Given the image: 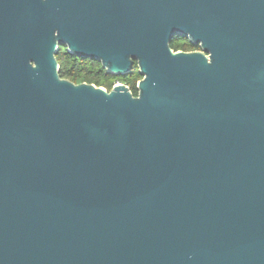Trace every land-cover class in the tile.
Returning a JSON list of instances; mask_svg holds the SVG:
<instances>
[{
	"label": "water",
	"instance_id": "1",
	"mask_svg": "<svg viewBox=\"0 0 264 264\" xmlns=\"http://www.w3.org/2000/svg\"><path fill=\"white\" fill-rule=\"evenodd\" d=\"M0 264H264V0H0Z\"/></svg>",
	"mask_w": 264,
	"mask_h": 264
},
{
	"label": "trees",
	"instance_id": "2",
	"mask_svg": "<svg viewBox=\"0 0 264 264\" xmlns=\"http://www.w3.org/2000/svg\"><path fill=\"white\" fill-rule=\"evenodd\" d=\"M170 48L174 51L196 50L198 47L191 45L186 38L175 35L170 43ZM56 59L59 64V75L62 79L69 80L75 84L88 83L97 87H103L110 90L116 82L122 83L130 89L136 96V83L141 79L136 66L132 71L124 76H113L107 74L101 65L92 59H83L70 55L65 47L60 46Z\"/></svg>",
	"mask_w": 264,
	"mask_h": 264
},
{
	"label": "flooded vegetation",
	"instance_id": "3",
	"mask_svg": "<svg viewBox=\"0 0 264 264\" xmlns=\"http://www.w3.org/2000/svg\"><path fill=\"white\" fill-rule=\"evenodd\" d=\"M196 50H198V49H196ZM196 50H190V51H184V52H192V51H196ZM180 51V50H179ZM100 64V63H99ZM116 83H118V82H116ZM115 83V84H116ZM114 85V84H113Z\"/></svg>",
	"mask_w": 264,
	"mask_h": 264
}]
</instances>
